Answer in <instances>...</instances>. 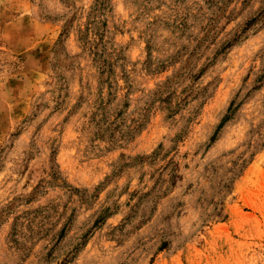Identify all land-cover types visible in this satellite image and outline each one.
Here are the masks:
<instances>
[{"label": "rangeland", "instance_id": "rangeland-1", "mask_svg": "<svg viewBox=\"0 0 264 264\" xmlns=\"http://www.w3.org/2000/svg\"><path fill=\"white\" fill-rule=\"evenodd\" d=\"M0 264H264V0H0Z\"/></svg>", "mask_w": 264, "mask_h": 264}]
</instances>
